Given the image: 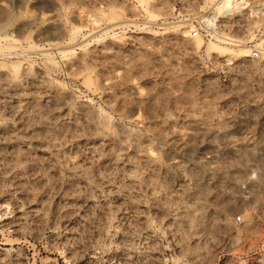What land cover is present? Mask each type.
I'll return each instance as SVG.
<instances>
[{"label":"rangeland","instance_id":"1","mask_svg":"<svg viewBox=\"0 0 264 264\" xmlns=\"http://www.w3.org/2000/svg\"><path fill=\"white\" fill-rule=\"evenodd\" d=\"M140 1L0 0V264H264V15Z\"/></svg>","mask_w":264,"mask_h":264},{"label":"bare ground","instance_id":"2","mask_svg":"<svg viewBox=\"0 0 264 264\" xmlns=\"http://www.w3.org/2000/svg\"><path fill=\"white\" fill-rule=\"evenodd\" d=\"M140 2L144 4V2H146V0H141ZM215 9L217 11L218 16H226V15L235 14V13L238 14V13H241L245 9H248L250 11L251 15H264V3H262L258 7H253V6H251L250 3H248L247 0H218L215 4ZM150 15L152 17H156L152 13ZM214 18H217V16L214 15V17L211 19L214 20ZM205 22L208 26L212 27L211 25H213V23H212V21H210V19L205 20ZM189 31H190V29L188 27L187 30L182 32L183 37H187L189 34ZM191 41L196 48H199L201 46V44H203L199 37H196V38L192 39ZM202 46L204 47V51L206 53L212 52L214 50H221V49L226 50L228 52L231 51L227 48L221 47L220 45L212 43V42L206 43ZM244 52H246V50H244ZM13 68L16 69L17 65L14 66Z\"/></svg>","mask_w":264,"mask_h":264},{"label":"built area","instance_id":"3","mask_svg":"<svg viewBox=\"0 0 264 264\" xmlns=\"http://www.w3.org/2000/svg\"><path fill=\"white\" fill-rule=\"evenodd\" d=\"M197 34H198V30H195L193 32V37L197 36ZM250 51H251L250 54L252 57H258V53H259L258 49L253 48ZM5 219H6V216H5L4 212L2 211V209H0V225L4 222Z\"/></svg>","mask_w":264,"mask_h":264}]
</instances>
